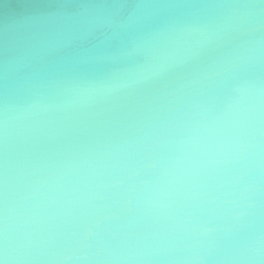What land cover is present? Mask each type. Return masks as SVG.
I'll return each mask as SVG.
<instances>
[{"label": "clouds", "instance_id": "clouds-1", "mask_svg": "<svg viewBox=\"0 0 264 264\" xmlns=\"http://www.w3.org/2000/svg\"><path fill=\"white\" fill-rule=\"evenodd\" d=\"M0 27V264H264V0H65Z\"/></svg>", "mask_w": 264, "mask_h": 264}, {"label": "water", "instance_id": "water-1", "mask_svg": "<svg viewBox=\"0 0 264 264\" xmlns=\"http://www.w3.org/2000/svg\"><path fill=\"white\" fill-rule=\"evenodd\" d=\"M65 0H0V27L15 22V27H25L37 14L58 8Z\"/></svg>", "mask_w": 264, "mask_h": 264}]
</instances>
